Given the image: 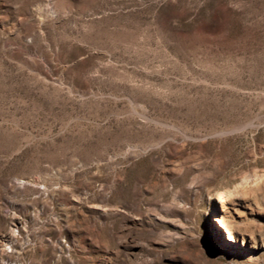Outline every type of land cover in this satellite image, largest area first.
<instances>
[{
  "label": "rangeland",
  "instance_id": "rangeland-1",
  "mask_svg": "<svg viewBox=\"0 0 264 264\" xmlns=\"http://www.w3.org/2000/svg\"><path fill=\"white\" fill-rule=\"evenodd\" d=\"M263 195L264 0H0V264H264Z\"/></svg>",
  "mask_w": 264,
  "mask_h": 264
},
{
  "label": "bare ground",
  "instance_id": "bare-ground-1",
  "mask_svg": "<svg viewBox=\"0 0 264 264\" xmlns=\"http://www.w3.org/2000/svg\"><path fill=\"white\" fill-rule=\"evenodd\" d=\"M257 178L258 177H255V179L253 180L241 178V181L238 182V184H236L233 188H227L223 191L217 190L218 192H215L214 196L211 198L212 207L214 208V207L220 206V208L223 207V210L225 211L226 209L225 207L229 203L244 201L247 203V205H249L250 202H253L256 198L255 197L256 190L254 191V188H256V184H257L256 182L258 181L256 180ZM214 214H215L214 220L221 224V226L225 229L226 234L228 235L226 239L228 241H235L236 240L235 232L239 227V222L240 224H243V225H245V222L243 221L238 222V220L229 218L226 213H224L222 217H217L216 215L217 212L215 210H214Z\"/></svg>",
  "mask_w": 264,
  "mask_h": 264
}]
</instances>
